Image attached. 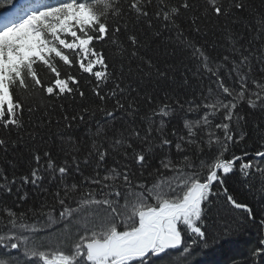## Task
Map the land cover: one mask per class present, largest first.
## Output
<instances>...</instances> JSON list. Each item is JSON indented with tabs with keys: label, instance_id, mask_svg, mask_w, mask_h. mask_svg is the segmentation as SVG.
I'll return each mask as SVG.
<instances>
[{
	"label": "snow or ice",
	"instance_id": "snow-or-ice-1",
	"mask_svg": "<svg viewBox=\"0 0 264 264\" xmlns=\"http://www.w3.org/2000/svg\"><path fill=\"white\" fill-rule=\"evenodd\" d=\"M248 8L246 0H26L0 15V152L17 143L13 133L60 141L57 155L34 149L24 172L11 160L0 167V264H194L255 221L225 186L239 171L264 200V137L253 152H232L247 135L244 106L264 113V13L245 22ZM209 24L216 39L197 43L192 33L206 37ZM140 32H168L173 54L194 62L199 90L150 88L169 75L141 53ZM86 86L89 104L69 113L63 101H83ZM93 120L84 147L66 134ZM29 186L48 194L39 208L28 206ZM212 196L234 212L222 228L205 220ZM232 264H264V238Z\"/></svg>",
	"mask_w": 264,
	"mask_h": 264
},
{
	"label": "trees",
	"instance_id": "trees-1",
	"mask_svg": "<svg viewBox=\"0 0 264 264\" xmlns=\"http://www.w3.org/2000/svg\"><path fill=\"white\" fill-rule=\"evenodd\" d=\"M17 0H11V3L6 7L0 8V12L7 10L15 4ZM249 5L248 12L245 14V22H255L260 13H264V0H246ZM187 28V25H183ZM139 27L143 28L144 25ZM203 28V26H202ZM235 28L247 34L242 24L235 25ZM214 26L209 24L207 26L208 35L202 36L196 33H192L193 37H196L197 43H203L210 45L216 37L212 35ZM168 32H164L160 37L153 36L150 32H140L139 38L144 44L141 49L143 55L152 57V59L158 64L161 70L168 72L169 78L167 80H161L150 85V88L154 89L159 95H163L166 90H175L178 93L191 95L193 90L198 89V82L192 77V72L189 69L194 70V62L185 58V54H182L179 50L173 54V46L168 42ZM220 49H218L219 51ZM215 54V53H213ZM189 78V85H184V76ZM85 91L88 93L83 101L77 96L74 100L69 99L63 101L65 108L69 113L75 112L80 106H87L89 104V98L91 97L90 88L85 87ZM244 111L249 113L246 116V124L244 131L247 133L245 141H241L238 146L233 147L232 152L236 155H241L243 152H253L260 147L262 142L261 138L264 137V113L259 111L252 113V110L244 106ZM60 112L57 108L56 116H59ZM27 119V113L25 114ZM89 129L95 131V121H86L83 124L74 126L72 129L67 130L66 134L71 135L74 140L84 147L89 135ZM56 131V129H53ZM0 135H7L0 132ZM23 139H19L15 133L12 134V140L17 141L13 145H9L8 153L5 155L0 152V167L9 168L8 161L16 162L17 173L27 170L31 152L39 148L41 151L44 149L50 150L53 155L59 154L60 141L55 137L45 140L37 138L35 141L31 140L27 133L22 132ZM231 154V153H230ZM157 162L153 161L155 165ZM239 163V162H238ZM255 184H259V178L253 181ZM225 186L229 192L233 194L238 200L248 203L256 212V219L254 222L247 223L236 234L230 236L231 239H224L218 245L199 252L194 257V264H232L233 259H243L247 256L248 250L257 245L259 239L264 238V225L260 223V217L264 216V200L260 198V195H256L255 198L250 194L249 188L244 186L243 177L239 171H236L225 178ZM30 199L27 202L28 206L39 208L41 202L48 194L43 191H36L29 186ZM211 203L206 209L205 220L209 227L222 228L225 221L231 222L234 212L229 209V206L224 202L223 196L210 197ZM237 249L235 252L233 250ZM246 256L243 257L242 254Z\"/></svg>",
	"mask_w": 264,
	"mask_h": 264
},
{
	"label": "bare ground",
	"instance_id": "bare-ground-1",
	"mask_svg": "<svg viewBox=\"0 0 264 264\" xmlns=\"http://www.w3.org/2000/svg\"><path fill=\"white\" fill-rule=\"evenodd\" d=\"M226 239H227V240H228V239H231V237H228V238H226ZM242 256H243V257H245V256H246V254H245V253H243V254H242Z\"/></svg>",
	"mask_w": 264,
	"mask_h": 264
},
{
	"label": "rangeland",
	"instance_id": "rangeland-1",
	"mask_svg": "<svg viewBox=\"0 0 264 264\" xmlns=\"http://www.w3.org/2000/svg\"><path fill=\"white\" fill-rule=\"evenodd\" d=\"M237 249L235 248V250H233V252H235Z\"/></svg>",
	"mask_w": 264,
	"mask_h": 264
}]
</instances>
